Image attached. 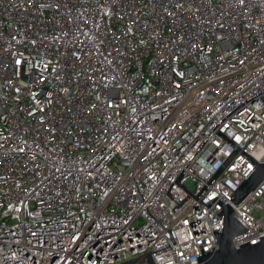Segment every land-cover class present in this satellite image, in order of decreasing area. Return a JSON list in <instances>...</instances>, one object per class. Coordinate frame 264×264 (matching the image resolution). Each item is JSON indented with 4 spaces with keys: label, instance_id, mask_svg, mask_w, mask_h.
<instances>
[{
    "label": "built area",
    "instance_id": "obj_1",
    "mask_svg": "<svg viewBox=\"0 0 264 264\" xmlns=\"http://www.w3.org/2000/svg\"><path fill=\"white\" fill-rule=\"evenodd\" d=\"M262 90L264 0H0V264H200L221 206L173 211L174 181ZM217 129L264 163L259 96ZM233 150L213 132L178 182ZM254 166L237 152L200 201ZM232 208L235 247L264 237V180Z\"/></svg>",
    "mask_w": 264,
    "mask_h": 264
},
{
    "label": "water",
    "instance_id": "obj_2",
    "mask_svg": "<svg viewBox=\"0 0 264 264\" xmlns=\"http://www.w3.org/2000/svg\"><path fill=\"white\" fill-rule=\"evenodd\" d=\"M264 90L258 92L257 94L251 96L245 100L242 104L232 110L228 115H226L219 124L211 130L210 134L206 137L200 148L192 156L189 162L183 167L182 171L174 181L182 189H184L188 194L185 196L177 205L172 209L173 211L177 209L189 196H192L200 204H202L208 210L215 204H219L221 209L217 213L218 216H223L222 229L219 232L218 229L213 230V236L216 243V248H212V252H206L204 255L201 245L199 246L202 255L197 257L198 263L200 264H264V237H259L242 245L235 247L233 245V240L244 235L246 229L237 220L232 204H239L246 195L254 190L263 180H264V163H257L250 156H248L243 150H241L237 145H235L231 140H229L224 134H222L217 128L234 112L239 108L255 99L260 97L264 103V98L262 97ZM215 132L222 139H224L229 145H231L234 150L225 159L221 166L216 170V172L211 176V178L205 183V185L200 189L196 195H192L188 190H186L178 181L183 175L186 168L193 161L196 155L201 151L204 145L207 143L211 135ZM241 153L245 158H247L255 166L248 173V175L243 179L239 186L233 191L229 196L231 198L230 203H225L218 196L203 204L199 197L207 189V187L212 183V181L217 177V175L223 170V168L228 164V162L233 158L236 153ZM173 184V183H172ZM171 184V185H172ZM224 184V183H223ZM170 185V187H171ZM225 185V184H224ZM226 186V185H225ZM169 187V189H170ZM229 188V187H228ZM169 189L166 194H168ZM230 189V188H229ZM231 190V189H230ZM170 197V196H169ZM176 202V201H175ZM214 249V250H213ZM140 261L143 264H154L151 256L147 254L142 258H135L122 264H133Z\"/></svg>",
    "mask_w": 264,
    "mask_h": 264
}]
</instances>
